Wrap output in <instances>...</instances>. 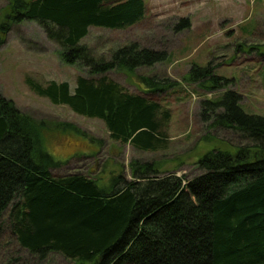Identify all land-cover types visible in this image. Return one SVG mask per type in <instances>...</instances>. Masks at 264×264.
<instances>
[{
  "label": "trees",
  "instance_id": "16d2710c",
  "mask_svg": "<svg viewBox=\"0 0 264 264\" xmlns=\"http://www.w3.org/2000/svg\"><path fill=\"white\" fill-rule=\"evenodd\" d=\"M145 14V0H9L0 33L36 22L58 46L59 58L88 75L76 77L73 92L55 81L28 80L30 89L101 120L114 142L157 152L166 146L170 112L153 95L175 83L141 75L144 95L131 94L107 73L151 68L166 61V49L131 43L103 59L80 44L90 27L124 30ZM189 27L183 17L173 31ZM214 69L193 65L185 79L206 82L208 90L227 86L230 80ZM239 100L226 90L200 102L203 120L211 117L213 127L233 131L246 144L233 153H203L195 163L198 178L186 183L176 172L160 178L157 163L133 160L129 179L119 174L102 187L80 173L53 176L59 163L44 149V125L0 95V241L8 237L37 264L51 253L73 264H264V117L244 113Z\"/></svg>",
  "mask_w": 264,
  "mask_h": 264
},
{
  "label": "rangeland",
  "instance_id": "374dc122",
  "mask_svg": "<svg viewBox=\"0 0 264 264\" xmlns=\"http://www.w3.org/2000/svg\"><path fill=\"white\" fill-rule=\"evenodd\" d=\"M9 0H0V23ZM142 21L124 30L90 27L80 44L95 58L108 59L111 53L131 43L166 49L165 62L132 73L112 70L107 76L131 94L144 95L146 86L138 76H158L175 83L153 97L169 110L165 149L144 152L110 139L104 123L73 113L65 105H53L37 96L27 81L45 86L51 81L67 82L73 92L77 76H87L79 65H69L58 55V46L49 41L34 21L13 25L0 33V95L36 123L44 125L43 145L59 163L51 170L59 177L80 173L96 179L100 186L123 174L130 178L133 160L155 162L159 177L176 172L186 183L202 172L195 163L203 153L216 148L233 153L246 144L231 130L213 127L200 116V102L217 100L226 90L239 94L244 113L264 117V0H145ZM187 17L190 27L174 32L179 18ZM215 67L214 74L230 80L227 86L208 90L185 78L193 65ZM65 125L67 131H63ZM8 237L0 241V264H37ZM13 262V259H17ZM39 264H73L51 253Z\"/></svg>",
  "mask_w": 264,
  "mask_h": 264
}]
</instances>
